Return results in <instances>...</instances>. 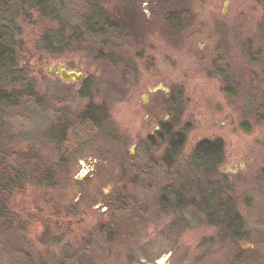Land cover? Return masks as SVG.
<instances>
[{"label":"rangeland","instance_id":"obj_1","mask_svg":"<svg viewBox=\"0 0 264 264\" xmlns=\"http://www.w3.org/2000/svg\"><path fill=\"white\" fill-rule=\"evenodd\" d=\"M130 1L148 26L136 28V41H116L115 60L96 61L86 43L52 56L38 45L51 24L18 19L16 59L0 65V90L11 93L0 95V141L54 161L57 171L53 183L29 181L1 199L0 264H61L112 221L123 233L98 242L97 264H264V0ZM187 9L192 24L171 35L167 16ZM51 65L83 77L65 80L49 73ZM29 86L40 102H10L13 89ZM90 103L98 125L88 132L74 124ZM175 117L183 133L177 157L155 167L151 184L141 179L136 210L117 211L111 198L126 204L120 186L137 180L132 157L144 167L143 143ZM200 144L207 157L194 159ZM169 146L150 154L158 159ZM194 181L214 187L212 209L218 199L237 202L244 228L236 239L221 228V215L209 216L215 209L190 212L188 203L201 201ZM178 189L186 201L176 210Z\"/></svg>","mask_w":264,"mask_h":264},{"label":"trees","instance_id":"obj_2","mask_svg":"<svg viewBox=\"0 0 264 264\" xmlns=\"http://www.w3.org/2000/svg\"><path fill=\"white\" fill-rule=\"evenodd\" d=\"M34 15H37V19L40 21H48L51 24L41 33L38 41V45L43 51L52 56H61L74 49L73 46L86 43L88 44L86 46L87 51L93 55L96 61L115 60L114 53L120 48L116 41L122 39L136 41L137 34L134 32L136 28L148 26L149 22L145 18L142 21L139 20L140 14L130 0H0V65L5 64L7 57L12 62L16 59L15 54L13 55L12 46L19 31L18 19L26 21ZM193 19L194 15L188 9L170 13L166 20L171 35L181 36L184 29L192 24ZM12 70L13 68L8 69L11 73ZM13 91L16 93L10 101L13 103H16V99L20 97L35 102H40L42 99L41 95L31 86L25 89H13ZM0 95L7 98L9 95L11 96V93L6 89H1ZM98 110L97 105L90 103L76 118L74 125L80 124L88 132L93 131L98 125V120H96ZM178 119L175 117L171 121L161 123V129L156 135L149 136L143 143L147 145L149 150V159L144 167H140L134 161L137 157H132L134 159L131 161L130 169L136 174L137 180L129 181L127 179V184L123 187L120 186V191L127 197L126 204L123 203L118 206L121 204L118 198H111L115 204V209H118L117 211L131 212L136 210L137 203H134L133 200L136 197L135 191L141 179L146 178L147 182L151 184L155 167L164 166L168 168L177 157L178 146L183 142L182 131L176 129ZM66 129L68 130V128ZM63 133H61L63 139L59 145L61 149L66 147L69 142V137ZM165 142L169 143L170 146L165 149L163 156L158 159L152 157L151 150ZM208 149L206 144H200L195 150L194 159L207 157L206 151ZM56 165L54 161L45 160L35 152L26 153L10 150L4 147L0 141V218L7 215V209L1 199L13 193H22L24 183L29 181L39 185L45 182L53 183L57 171ZM193 183L190 185V189L196 190L197 194L201 196V201L189 202L187 207L190 212L195 214L199 210L208 211L212 209L211 205L213 204L207 205V198L215 195L211 192L214 191V187H211V183L204 186L201 181H194ZM130 187L133 191L129 190ZM210 187L211 190H209ZM166 197L167 193L162 194L160 205L167 199ZM176 201L175 209L179 210L182 203L186 201L184 191L178 189ZM215 205L216 207L212 209L215 210L210 212L209 216L214 219L217 213L221 215L222 219L219 222L221 228L231 232L232 240L236 239L235 237L241 235L244 228L243 215L239 205L233 198L224 201L218 199ZM121 230L120 225L115 221L98 224L90 234L83 250L66 255L61 264H97L93 258L98 253L95 250L98 242L110 241L112 236L121 237L123 233L120 232Z\"/></svg>","mask_w":264,"mask_h":264},{"label":"water","instance_id":"obj_3","mask_svg":"<svg viewBox=\"0 0 264 264\" xmlns=\"http://www.w3.org/2000/svg\"><path fill=\"white\" fill-rule=\"evenodd\" d=\"M47 70L49 71L50 74L55 75V74H59L63 79L65 80H80L83 77V74L75 72V71H68L65 68H57L53 65L48 66ZM40 72H42L41 70H39Z\"/></svg>","mask_w":264,"mask_h":264}]
</instances>
